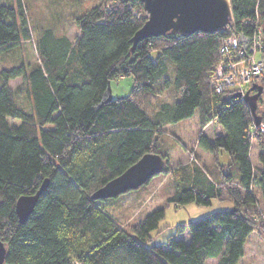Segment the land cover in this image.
<instances>
[{
  "label": "trees",
  "instance_id": "1",
  "mask_svg": "<svg viewBox=\"0 0 264 264\" xmlns=\"http://www.w3.org/2000/svg\"><path fill=\"white\" fill-rule=\"evenodd\" d=\"M91 1L75 18V42L52 26L35 38L24 0L0 4V54L33 42L37 55L35 65L21 59L0 72L4 264H239L248 237L258 227L264 235L258 212L264 203V133L243 97L211 85L226 34L170 33L134 45L147 21L143 4ZM229 1L236 32L252 37L257 28L264 31V0ZM126 77L134 81L129 95L105 102L108 85ZM16 79L22 83L13 89ZM167 86L177 98L157 106ZM258 116L264 124V114ZM191 118L198 120L197 146L212 155L213 170L194 162L184 146L167 148L160 138L166 126ZM253 143L261 151L258 169ZM146 154L166 161L164 175L173 187L168 204L210 207L217 200L233 209L180 226L176 231L188 232L189 241L172 235L153 244L164 208L121 227L92 194ZM45 181L34 211L21 223L18 199L35 195Z\"/></svg>",
  "mask_w": 264,
  "mask_h": 264
},
{
  "label": "rangeland",
  "instance_id": "2",
  "mask_svg": "<svg viewBox=\"0 0 264 264\" xmlns=\"http://www.w3.org/2000/svg\"><path fill=\"white\" fill-rule=\"evenodd\" d=\"M8 1L0 0V4H5ZM24 4L35 38L38 37V32L42 28L52 26L56 29L57 33L65 34L70 41L75 42L80 36L75 18L83 9L93 6L94 2L91 0H24ZM144 17L148 18L146 12H144ZM21 59L25 63L33 65L37 63V55L33 42L22 43L19 48L0 54V72L3 68L16 66L17 62ZM133 82L132 77L111 82L112 98L129 95L133 88ZM21 83L22 79H16L10 82V86L14 89L21 85ZM253 84L254 81L244 83L243 80H239L238 83L246 92L252 89ZM176 98V93L172 88L167 86L159 92L160 102H157L156 105L173 103ZM259 104L258 114L260 115L261 113L262 115L264 114V91ZM199 134L200 127L198 120L197 118H191L178 124L166 126L160 138L167 148L174 147V149L178 150L180 146L185 145L188 151H190L188 155H195V157L193 155L191 158L194 159V162L197 161L206 170H213L214 161L212 155L204 152L197 146ZM259 153L260 150L257 144L254 143L251 150V160L253 167L257 169L260 167L258 160ZM187 162L190 164V159ZM171 186L172 177L163 173L153 177L148 185H144L117 198L102 200L100 201V205L104 211L116 219L121 227L126 229L133 227L153 211L164 208L165 218L160 221L158 233L155 232L154 235L153 244L166 243L172 235H175V239L188 240L190 236L188 232L178 233L176 231L180 226L188 225L214 212L233 209L231 202H219L217 200H214L210 207L198 206L195 203L176 207L167 202L168 198L173 194V187ZM257 199L261 200L259 195ZM258 212L260 215H264V203L261 201L258 206ZM261 230L264 231V228L262 227ZM206 263L218 264V259H209ZM239 264H264V235L261 236L259 233V227L249 237L246 255Z\"/></svg>",
  "mask_w": 264,
  "mask_h": 264
},
{
  "label": "water",
  "instance_id": "3",
  "mask_svg": "<svg viewBox=\"0 0 264 264\" xmlns=\"http://www.w3.org/2000/svg\"><path fill=\"white\" fill-rule=\"evenodd\" d=\"M148 14L145 24L135 33L133 43L156 38L165 34L188 36L198 32L213 34L223 30L232 19L229 0H139ZM253 86L244 94V100L253 116L255 125L261 123L257 114L258 103L264 91L263 86ZM233 97H242L237 92ZM112 100L111 87L108 85L105 102ZM166 171V161L159 154H146L120 177L110 181L92 194L94 200L117 198L125 193L146 185L153 177ZM45 181L33 196H22L16 203V213L21 223H25L37 204L41 193L46 189ZM6 246L0 236V264H4Z\"/></svg>",
  "mask_w": 264,
  "mask_h": 264
},
{
  "label": "built area",
  "instance_id": "4",
  "mask_svg": "<svg viewBox=\"0 0 264 264\" xmlns=\"http://www.w3.org/2000/svg\"><path fill=\"white\" fill-rule=\"evenodd\" d=\"M219 32L226 35L221 40L220 62L212 73L211 85L218 93L232 88L235 92H240L243 97L246 90L238 85L239 80H243L244 83L254 81L253 86H259L263 77L264 32L261 28H257L252 37L238 33L233 25V17L226 28ZM256 129L264 133V124L260 123Z\"/></svg>",
  "mask_w": 264,
  "mask_h": 264
},
{
  "label": "crops",
  "instance_id": "5",
  "mask_svg": "<svg viewBox=\"0 0 264 264\" xmlns=\"http://www.w3.org/2000/svg\"><path fill=\"white\" fill-rule=\"evenodd\" d=\"M253 144H254V143H253ZM253 144H252V146H253ZM183 146L186 148L185 145H183ZM186 149H187V148H186ZM174 150H176V149H174ZM187 150H188V149H187ZM251 150H252V148H251ZM259 150H260V149H259ZM260 152H261V151H260ZM259 154H260V153H259ZM186 163H188V162H186ZM252 163H253V162H252ZM183 226H184V225H183ZM253 233H255V232H253ZM253 233H252V234H253ZM252 234H251V235H252ZM251 235H250V236H251ZM250 236H249V237H250ZM249 237H248V239H247V242H248V240H249ZM176 239H177V238H176ZM189 239H190V236H189ZM189 239H188V240H187V239H183V240H184V241H189ZM167 242H168V241H167ZM247 242H246V244H245V248H244V257H245V255H246ZM244 257L241 259V261L244 259ZM241 261H240V262H241Z\"/></svg>",
  "mask_w": 264,
  "mask_h": 264
}]
</instances>
